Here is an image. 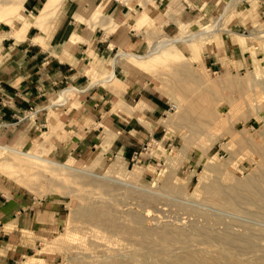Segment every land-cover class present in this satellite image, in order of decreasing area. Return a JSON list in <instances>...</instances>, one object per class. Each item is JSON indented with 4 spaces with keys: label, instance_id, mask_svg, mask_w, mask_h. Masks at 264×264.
<instances>
[{
    "label": "rangeland",
    "instance_id": "obj_1",
    "mask_svg": "<svg viewBox=\"0 0 264 264\" xmlns=\"http://www.w3.org/2000/svg\"><path fill=\"white\" fill-rule=\"evenodd\" d=\"M131 1L143 5L145 0ZM21 9L9 23L17 38L26 33L15 34L26 22ZM144 12L129 22L136 31L144 29L149 19L154 24L151 17L140 19ZM222 14L217 31L192 42L166 46L141 62L120 57L164 101V111L156 120L157 136L143 144L149 143L147 149L141 146L137 159L122 157L121 167L114 163L107 170L115 156L102 152L95 151L88 159L74 157L63 152L56 140L58 132L67 128L68 109L79 106L89 90L72 93L64 105L41 111L29 108L9 124H0V144L116 178L108 180L0 149V189L55 203L60 213L53 232L41 236L30 254L11 264H176V255L206 259V264H264V196L255 195L256 206L241 200L244 180L252 191L264 190L254 178L260 173L264 181V161L260 167L258 162L260 149L264 150V0H225L199 28L179 23L176 35L152 29L145 47L150 50L158 42L213 28ZM9 16L7 7L1 6L0 22L8 24ZM230 80H237L238 86ZM113 83L97 85L106 88ZM207 105L224 118L223 125H208ZM115 169L132 171L136 177L130 180ZM213 191L221 193L220 199L210 197ZM224 233L261 247L241 251L216 238ZM171 242L178 243L170 247ZM168 255L173 256L164 261Z\"/></svg>",
    "mask_w": 264,
    "mask_h": 264
},
{
    "label": "crops",
    "instance_id": "obj_2",
    "mask_svg": "<svg viewBox=\"0 0 264 264\" xmlns=\"http://www.w3.org/2000/svg\"><path fill=\"white\" fill-rule=\"evenodd\" d=\"M45 2L24 1L21 19H26L22 24L27 28L19 31L22 24L18 25L15 34L26 32L25 37H15L11 26L0 22V124H9L29 108L41 111L62 105L55 100L63 89L72 88L63 93L65 103L72 93L89 90L79 106L70 107L71 114L65 115L67 128L56 137L63 152L79 159H88L95 151L115 156L107 170L114 163L121 167L123 158L135 160L134 152L160 131L156 120L164 111V101L147 87L140 73L122 62L120 57H129L120 52H131L118 50L145 54L149 51L146 39L153 30L176 35L179 23L199 28L225 0H145L143 5L131 0H62L57 7L58 0L44 25L38 26L35 19ZM143 10L154 24L149 19L144 29L136 31L129 22ZM35 12L39 14L27 21ZM111 25L118 27L110 30ZM214 28L203 31L214 32ZM109 75L111 79L104 80ZM108 82L117 84L97 85ZM63 86L67 87L60 89ZM58 209L55 203L0 189V264L30 254L40 237L55 229Z\"/></svg>",
    "mask_w": 264,
    "mask_h": 264
},
{
    "label": "bare ground",
    "instance_id": "obj_3",
    "mask_svg": "<svg viewBox=\"0 0 264 264\" xmlns=\"http://www.w3.org/2000/svg\"><path fill=\"white\" fill-rule=\"evenodd\" d=\"M25 0H0V7L3 6V7H7L8 11H9V17L7 18L6 22L9 24L12 23V20L18 15V12L20 11L21 7H22V4ZM58 0H46V2L44 3V7H42L43 9L41 10V15L38 16L35 20H36V24L38 26H42L43 23H45V21L50 17L49 15L51 14L50 9L53 8L56 4ZM134 3V2H133ZM144 4V3H143ZM132 5V4H131ZM5 9V8H4ZM6 10V9H5ZM98 12V11H97ZM146 15V16H145ZM223 14L218 18V23H217V26L216 28H214V30L212 29L211 31H217L220 27V23L222 22L223 20ZM106 17V16H105ZM150 17V15L148 14L147 15V12L145 13L144 12V16L140 19H146ZM95 18V17H94ZM102 18V17H101ZM15 20V19H14ZM125 22V21H124ZM119 24V23H118ZM44 25V24H43ZM114 25V24H113ZM115 26V25H114ZM26 25L25 24H22L20 29H18L19 31H23V30H26ZM41 28V27H40ZM209 31H201V32H197V33H191L185 37H179V38H170L168 40H164V41H161V42H158L157 44L153 45L154 47H151L150 50L145 53V54H133L132 52L131 53H126V52H120V54L122 56H125V57H129V58H132L134 60L139 61L141 62L142 59L148 57V56H151V55H154V54H157V52H159L160 50H162L163 48H165L166 46H169V45H173L177 42H188V41H191L193 38L199 36V35H206V33H208ZM192 42V41H191ZM173 49V48H172ZM88 51V50H87ZM88 53V52H87ZM158 55H156L155 57H157ZM172 56V55H171ZM148 60V59H147ZM156 60V59H155ZM159 60V59H158ZM152 61V60H151ZM148 64V63H147ZM149 65V64H148ZM111 75H109L108 77H106L104 80H110L111 79ZM102 79V78H101ZM100 79V80H101ZM103 80V81H104ZM98 81V80H97ZM96 82V81H95ZM230 83L234 86H238V83H237V80H230ZM214 87L216 88V85L214 84ZM69 89H72V88H68V89H63L62 92H60L59 94V98H57L55 100V102H60V104H64L66 102V99H65V96H64V91H67ZM174 106V105H173ZM49 107V106H48ZM175 107V106H174ZM205 111L207 112V115H208V122H209V126L212 128H217L221 125H223L225 123V120L224 118L220 117L219 115H217V113H215V111H213V109L210 108V106H206L205 107ZM252 142V141H251ZM250 142V143H251ZM254 146L258 147V145L255 143L253 144ZM0 149L2 150H5V151H8V152H12V153H15V154H18V155H21V156H25L27 158H31V159H34V160H37L39 162H42V163H45V164H50V165H54V166H60V167H63V168H66V169H71V170H76V171H79V172H82V173H85V174H89V175H93V176H97V177H104L105 179H108V180H115L116 178L114 177H110V176H107V175H98L96 174L95 172L91 171V170H87V169H79V168H76L74 166H71L70 164H67L65 162H60L57 161V160H52V159H49V158H46L44 156L41 155V153L39 154L38 152L37 153H33V152H29V151H26V150H21V149H16V148H13L9 145H5V144H0ZM44 152V150H43ZM260 152H261V156H260V159H259V167H260V164L262 161H264V150H261L260 149ZM46 153V152H44ZM47 154V153H46ZM257 162V163H258ZM257 165V164H256ZM114 167V164L111 166V168ZM117 173L120 174V176H129L128 178H130V180H134L135 177H136V174L132 171H130L129 173H124L122 170L120 169H115ZM204 176V175H203ZM255 179L257 180H260L262 182V184L264 185V181L262 180V174L258 173L255 175L254 177ZM136 186V185H135ZM241 186L244 187V190L243 192L241 193L242 195V198L241 200H245V203H248V204H252L254 206L258 205L256 198H255V195L258 193L259 195L261 196H264V190H259V189H255V192L252 191L251 189V185H249V181L247 180H244L241 182ZM211 198L213 199H220L221 197V193L218 192V191H213L211 196ZM251 205V206H252ZM188 209V208H187ZM203 222V221H202ZM208 223V222H207ZM210 223V222H209ZM203 225H205V223H203ZM90 233V232H89ZM213 234V233H212ZM77 235V234H76ZM92 236V235H91ZM75 237V236H74ZM245 237V236H244ZM216 238H218L219 240H221V242L225 243L226 245H235L236 247H238L241 251H248L250 249H253L255 247H261L259 246L260 243H254V242H250L248 240H245L242 236L240 235H236V236H231V235H228L226 233L224 234H217L216 235ZM215 239V238H214ZM81 240V239H80ZM177 240V239H176ZM180 240V239H179ZM83 241V240H82ZM87 241V239H86ZM188 241V240H187ZM187 241H181V242H187ZM105 242V241H104ZM178 242H171L169 243V246L170 247H173L174 245H176ZM180 243V242H179ZM195 243V242H194ZM179 245V244H178ZM83 248V247H82ZM160 250L162 249V247L159 248ZM191 251V250H190ZM161 252H165V248H163L161 250ZM123 256V255H122ZM121 256V258H122ZM125 256V255H124ZM173 256V255H172ZM170 255H168V257L165 258L164 261H167L166 259L172 257ZM118 257V256H117ZM175 258L173 259V261H175L176 264L180 263L182 260H189L191 263L193 264H203V263H209L208 260L206 259H201V260H198V259H189V258H182V256L180 255H176L174 256ZM190 257V256H189ZM195 257V256H194ZM251 257V256H250ZM255 257V256H253ZM120 258V257H119ZM120 258V259H121ZM247 258V257H246ZM249 259V258H248ZM170 260V259H169ZM219 260V259H218ZM220 262V261H219ZM183 263V262H182ZM181 263V264H182Z\"/></svg>",
    "mask_w": 264,
    "mask_h": 264
},
{
    "label": "built area",
    "instance_id": "obj_4",
    "mask_svg": "<svg viewBox=\"0 0 264 264\" xmlns=\"http://www.w3.org/2000/svg\"><path fill=\"white\" fill-rule=\"evenodd\" d=\"M144 147V149H147L148 148V146H149V143H147L146 145H143ZM141 154V152L140 151H138V152H134V158L136 159L139 155Z\"/></svg>",
    "mask_w": 264,
    "mask_h": 264
}]
</instances>
